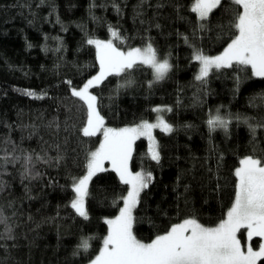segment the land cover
Listing matches in <instances>:
<instances>
[{"label": "trees", "instance_id": "trees-1", "mask_svg": "<svg viewBox=\"0 0 264 264\" xmlns=\"http://www.w3.org/2000/svg\"><path fill=\"white\" fill-rule=\"evenodd\" d=\"M94 2L93 8V0H45L43 4L40 0H0V138L11 135L23 149L40 152L45 148L52 157L59 145L65 156L59 167L38 164L45 174L40 180L22 183L19 165L9 166L0 177L9 185L0 192V208L11 218L16 237L14 242L0 241L7 245L0 247V264H85L98 253L107 235L104 219L114 217L122 207V202L114 201L126 194L128 186L111 168L93 179L88 220L68 206L74 195L71 178L83 175L88 151L95 150L101 140L100 135H81L85 110L65 83L71 80L73 86H82L98 71L96 51L85 43L86 34L108 39L109 25L118 27L127 39L123 45L114 43L127 48L144 46L150 40L158 56L173 64L167 78L151 87L153 70L145 65L133 69L130 77L110 76L92 89L105 124L111 127L153 121L157 113L152 109L157 105L172 109L164 116L175 131L155 130L159 164L146 155L145 138L134 146L131 169L151 171L154 177L134 212L133 231L138 239L148 242L192 216L206 226L218 224L233 202V173L239 160L251 154L254 146L264 149V129L257 130L253 144L244 123L233 120L227 134L222 129L210 132L206 123L216 109L225 116L264 120V79L251 76L250 70L222 69L210 74L207 85L201 87L194 80L198 64L183 39L188 36L206 54H217L231 37L229 11L217 10L209 21L210 30L193 37L197 18L190 11L192 0H145L143 4L141 0H115L119 14L113 0ZM232 7L225 0L224 8ZM58 47L59 52L55 51ZM237 75L242 81L239 88ZM127 78L134 83L118 89ZM23 90L47 95L35 99ZM54 119L59 129L47 126ZM66 121L74 126L70 132L64 130ZM32 126L35 134L29 138ZM2 232L4 225H0ZM87 237L93 239L85 253L77 246ZM252 242L257 246L260 238Z\"/></svg>", "mask_w": 264, "mask_h": 264}, {"label": "snow or ice", "instance_id": "snow-or-ice-1", "mask_svg": "<svg viewBox=\"0 0 264 264\" xmlns=\"http://www.w3.org/2000/svg\"><path fill=\"white\" fill-rule=\"evenodd\" d=\"M44 2L45 0H40L41 4ZM230 2L233 7L225 9V0H192L190 11L195 13L197 18L193 37L198 32L210 30L209 21L217 10L230 12L231 37L219 54L208 55L203 48L190 43L188 36L183 37L184 42L192 49L191 59L198 64L194 80L199 82L201 87L207 85L210 74L222 69H233L237 72L250 70L251 76L264 79V0ZM143 3L145 0H141V4ZM91 7H96L94 0ZM113 7L118 14L121 13V8L115 0ZM136 15L139 16L140 13L137 12ZM57 23H61L59 17ZM108 30L111 38L106 40L86 34L85 43L93 46L96 51L97 73L87 79L82 86H73L71 80L65 81L69 85L71 97L81 101L85 110V118L79 128L81 135L88 138L97 135L103 137L95 150L88 151L83 175L71 178V191L74 195L68 206L79 217L89 219L87 201L91 195L90 186L94 177L109 170L104 167L106 161L111 164V170L117 174L119 181L128 186L126 194L114 201L122 202L118 214L104 219L108 226L107 235L103 237L98 253L89 259L88 264H264V149L257 150L255 146L251 154L241 158L234 169L236 182L233 202L225 218L218 224L214 227L205 226L192 216L172 224L168 230L148 242L137 238L133 231L136 223L134 212L141 204V193L153 183L154 177L151 171L131 169L134 146L137 140L145 138L148 141L146 155L159 164L160 144L154 130L159 129L167 134L175 131L173 125L162 115L171 112L172 109L169 107L152 109L157 113L155 122L142 120L134 126L107 127L105 117L101 115L98 97L92 89L110 76L121 77L127 74L130 77L133 69L145 65L153 70L154 81L149 82L151 87L152 83L167 78L173 64L169 58L158 56V50L150 40L143 47L124 48L114 43V41H119L120 45L126 43L127 38L122 35L119 28L109 25ZM28 46L31 47V44ZM55 51L59 52L60 48H56ZM133 83V80L127 78L124 84L118 85V89L131 86ZM236 83L239 88L242 83L239 75L236 76ZM23 94L35 99H43L47 95L31 90H23ZM261 100H264V94L261 95ZM233 120L247 125L255 144L257 130L264 129V120L257 121L252 117H241L231 113L225 116L221 115L220 109H216L214 114H209L206 123L210 132L222 129L227 134ZM47 126L60 128L55 119ZM72 127L74 126L65 122L66 132H70ZM33 134L35 126H32L29 138ZM55 148L58 154L52 157L45 148L40 152L23 149L19 143L12 140L11 135L0 138V177L7 173L9 166L15 168L19 165L22 183L43 179L45 174L37 167L38 164L59 167L65 159L60 146L55 145ZM8 187L7 182L0 179V192ZM10 219L0 208V225H4L0 241L14 242L16 239L14 227L9 223ZM241 236L244 237L243 242ZM254 237L260 238L255 247L252 243ZM91 239L93 237L82 238L77 249L87 253L91 247ZM73 254L77 255L78 251Z\"/></svg>", "mask_w": 264, "mask_h": 264}, {"label": "rangeland", "instance_id": "rangeland-1", "mask_svg": "<svg viewBox=\"0 0 264 264\" xmlns=\"http://www.w3.org/2000/svg\"><path fill=\"white\" fill-rule=\"evenodd\" d=\"M100 39V38H99ZM109 39V38H108ZM104 40H106V39H104ZM139 47H143V46H139ZM223 50V49H222ZM221 50V51H222ZM220 51V52H221ZM220 52H218L217 54H219ZM217 54H208V55H217ZM96 74V73H95ZM94 74V75H95ZM93 75V76H94ZM92 77V76H91ZM156 107H168V106H166V105H157ZM155 107V108H156ZM162 115H164V113H162ZM157 116V115H156ZM164 118H165V116H164ZM155 120H156V118L153 120V121H149V122H155ZM106 125V124H105ZM107 127H111V126H108V125H106ZM130 126H134V125H130ZM123 127H129V126H123ZM113 128H121V127H113ZM154 135H155V130H154ZM101 136V135H100ZM102 139H103V137L101 136V140H100V142L102 141ZM107 162V161H106ZM106 162H105V164H104V167L105 168H111V164L108 162L107 164H106ZM110 218H112V217H110ZM206 226V225H205ZM209 227H214V226H209ZM241 239H242V242H243V239H244V237L243 236H241ZM253 243V242H252ZM254 246V245H253ZM255 247V246H254ZM85 264H88V262L87 263H85Z\"/></svg>", "mask_w": 264, "mask_h": 264}]
</instances>
